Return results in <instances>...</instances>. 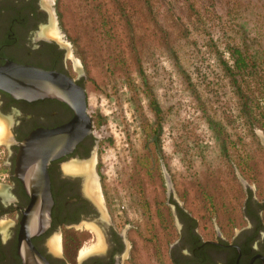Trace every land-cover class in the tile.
<instances>
[{
	"label": "rangeland",
	"instance_id": "1",
	"mask_svg": "<svg viewBox=\"0 0 264 264\" xmlns=\"http://www.w3.org/2000/svg\"><path fill=\"white\" fill-rule=\"evenodd\" d=\"M52 2L60 32L53 25L49 34L85 72L102 193L116 222L135 227L138 263L168 264L174 203L201 235H232L243 224L240 179L264 184V0ZM231 48L255 71L239 83L256 107L253 130L222 68ZM151 95L162 112L161 157L145 147ZM159 225L170 231L166 244Z\"/></svg>",
	"mask_w": 264,
	"mask_h": 264
},
{
	"label": "flooded vegetation",
	"instance_id": "2",
	"mask_svg": "<svg viewBox=\"0 0 264 264\" xmlns=\"http://www.w3.org/2000/svg\"><path fill=\"white\" fill-rule=\"evenodd\" d=\"M57 19L52 0H0V66L12 62L72 78L85 90L91 126L88 132L87 117L78 114L74 100L29 102L0 90V264H139L135 227L119 225L105 203L93 156L98 141L87 78L49 34L53 25L59 30ZM54 130L66 143L79 139L45 167L52 200L46 220L29 194L28 180L40 172L19 156L30 135ZM243 193V224L232 235H201L196 221L174 203L179 227L167 244L168 264H264V184L246 183ZM159 230L166 244L170 231Z\"/></svg>",
	"mask_w": 264,
	"mask_h": 264
},
{
	"label": "water",
	"instance_id": "3",
	"mask_svg": "<svg viewBox=\"0 0 264 264\" xmlns=\"http://www.w3.org/2000/svg\"><path fill=\"white\" fill-rule=\"evenodd\" d=\"M0 90L8 93L14 99L29 102L45 98L58 99L67 103L74 100L78 105V114L87 117V131L91 130L89 118L86 115L85 90L78 87L72 78L64 74L8 62L0 66ZM58 131L46 132L44 135L36 132L30 135L23 144V151L19 156L20 160L23 158L24 161H28L29 166H32L33 169L37 167L35 171L41 173H39V177H30L28 186L34 210H42L46 220L52 200L48 181L45 178V167L49 161L63 155L67 148L71 149L79 139V137H75L66 143L64 137L59 139ZM261 142L264 145L263 137H261ZM163 174L167 190L171 193L172 185L165 169ZM240 181L245 188L246 183L242 179Z\"/></svg>",
	"mask_w": 264,
	"mask_h": 264
},
{
	"label": "trees",
	"instance_id": "4",
	"mask_svg": "<svg viewBox=\"0 0 264 264\" xmlns=\"http://www.w3.org/2000/svg\"><path fill=\"white\" fill-rule=\"evenodd\" d=\"M231 56V64H223L222 68L225 72L226 76L229 78L233 88L236 91L237 96L240 97V100H243V95L241 93V87L239 85L240 79H245L248 76H252L255 74L253 66L250 65L246 57L240 52L239 49L231 48L229 50ZM148 107L150 112L153 114L155 122L154 124L147 130V141H146V150L153 149L152 151L155 153L157 157H161V147H160V135L162 132V117H161V109L153 97V95L149 96ZM256 110V107L249 102H243L240 107L241 115L245 123L248 127L253 130L256 126V121L253 119V115ZM260 121L262 122L261 126L264 125V115L263 113L258 114Z\"/></svg>",
	"mask_w": 264,
	"mask_h": 264
},
{
	"label": "bare ground",
	"instance_id": "5",
	"mask_svg": "<svg viewBox=\"0 0 264 264\" xmlns=\"http://www.w3.org/2000/svg\"><path fill=\"white\" fill-rule=\"evenodd\" d=\"M51 26H52V24H51ZM51 26H50V27H51ZM50 27H49V28H50ZM56 27H57V26H56ZM90 182H91V183H90V188H91V190L95 189V186H94V183H95V182H94L93 180L90 181ZM54 245H55V244H52L51 247H53ZM53 249H54V248H53Z\"/></svg>",
	"mask_w": 264,
	"mask_h": 264
}]
</instances>
